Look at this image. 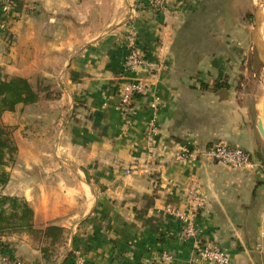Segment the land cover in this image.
Returning <instances> with one entry per match:
<instances>
[{
    "label": "crops",
    "instance_id": "crops-1",
    "mask_svg": "<svg viewBox=\"0 0 264 264\" xmlns=\"http://www.w3.org/2000/svg\"><path fill=\"white\" fill-rule=\"evenodd\" d=\"M240 5L166 0L156 11L148 0H13L0 29V72L39 78L57 96L41 94L2 114L5 125L22 119L29 134L23 173L2 193L29 204L36 229H63L52 264H71L69 256L74 264H154L163 251L173 254L172 264H203L195 246L206 242L232 264H264V138L255 113L264 86L249 78L255 37ZM132 41L154 70L123 73ZM132 78L146 90L125 115L114 106L119 86ZM155 95L159 135L147 144ZM215 144L247 151L255 167L233 169L199 155ZM51 146L54 154L44 153ZM184 150L196 159L181 161ZM190 192L206 206L196 216V238L183 241L167 209L187 207ZM2 244L23 264H46L27 233L0 237Z\"/></svg>",
    "mask_w": 264,
    "mask_h": 264
},
{
    "label": "built area",
    "instance_id": "built-area-1",
    "mask_svg": "<svg viewBox=\"0 0 264 264\" xmlns=\"http://www.w3.org/2000/svg\"><path fill=\"white\" fill-rule=\"evenodd\" d=\"M13 0H0V29L6 30V20L10 15ZM166 0H148L149 7L152 10H163ZM147 66L150 71L156 68V65L148 62L142 50L137 47L134 41L130 43L129 49L123 61V73L135 74L136 71ZM118 102L114 106L115 110L122 114H128L131 111L134 99L139 95H144L146 84L138 79L132 78L119 86ZM161 104V99L155 95L149 104L152 117L148 122L146 131L144 132V140L147 144H153L159 135L156 125V112ZM199 155L205 159L219 162L233 169H253L255 163L251 155L238 147H229L223 144H215L204 149ZM196 156L190 150H184L179 156L181 161L195 160ZM130 170H126L125 174H129ZM188 205L184 209L168 208L167 212L174 216L180 223V236L183 241L195 239L197 236L196 216L204 210L206 199L200 194L190 192L188 196ZM264 239V234H262ZM195 261L203 264H232L230 256L220 247L209 242L197 244L195 246ZM78 257V253H75ZM174 256L171 252L163 251L159 254L154 264H172ZM82 262V258L78 257V263ZM0 264H23L18 258L9 253L0 251Z\"/></svg>",
    "mask_w": 264,
    "mask_h": 264
},
{
    "label": "trees",
    "instance_id": "trees-1",
    "mask_svg": "<svg viewBox=\"0 0 264 264\" xmlns=\"http://www.w3.org/2000/svg\"><path fill=\"white\" fill-rule=\"evenodd\" d=\"M46 91L48 88L42 89L38 79L35 84H32L27 79L0 72V118L5 112H14L18 105L26 106L36 103L40 95ZM16 152L17 146L12 139L10 129L0 124V188H4L9 181L5 167L14 160ZM33 216L32 208L24 199L0 194V237L21 233L31 235L40 245L42 260L46 264H52L54 247L62 243L64 239L63 229L55 225L36 229ZM4 246L0 245V251L9 253L2 249ZM69 261L74 264V259L72 258L71 261L70 256L66 259V262Z\"/></svg>",
    "mask_w": 264,
    "mask_h": 264
},
{
    "label": "rangeland",
    "instance_id": "rangeland-1",
    "mask_svg": "<svg viewBox=\"0 0 264 264\" xmlns=\"http://www.w3.org/2000/svg\"><path fill=\"white\" fill-rule=\"evenodd\" d=\"M256 3H257V0H241V5L239 7L240 14H242L241 16L244 17L243 22H244L245 26H247L246 28H249V30H251L252 32H255V28H256L255 11L258 8ZM262 21L263 22H262V26H261V32H262V40L264 42V15H263ZM254 37H255V34H254ZM263 48H264V46H263ZM257 49L258 48L256 46V40L253 39L252 43H250L251 57H250V60H249L247 66H248V69L250 72L249 73L250 80L254 81L255 85H257V87L259 86V88H261V85L264 86V71H263L264 70V60H262L258 56L259 50H257ZM262 50H264V49H262ZM38 80H39V78H38ZM35 82H36L35 80L32 81V83H35ZM40 83H41L42 89L48 88V91L42 93V97L55 98L57 96L56 89L52 88L51 86H49L46 82L42 81L41 79H40ZM257 87H255V88H257ZM262 98H263V96H261L259 99L261 100ZM20 114L23 115V111H20ZM23 123H25V122L22 119L20 122L17 120V123L14 125H5V124L0 122V124L2 126H7L10 129L12 139L17 146V152L14 156V160L12 162L8 163L7 166L5 167V171L8 173L9 180L11 182H15L14 177L16 178V176L22 174L23 170H24V159H25L24 150L26 148L25 144L29 143V140H28L29 134L27 132V129L24 128ZM46 136L52 137L53 135L50 134V135H46ZM37 138H39V137H37ZM44 138H45V136H44ZM52 139H53V137H52ZM52 141L50 143H52ZM54 148H55L54 146H51V149L44 151V153H47L49 155H53L54 154ZM41 153H43V152H41ZM49 157H53V156H49ZM8 183H9V181H8ZM4 188H0V194H2V195H3L2 191ZM10 190H11V188L8 187V189H6V192L10 191ZM18 198H22V197H18Z\"/></svg>",
    "mask_w": 264,
    "mask_h": 264
},
{
    "label": "bare ground",
    "instance_id": "bare-ground-1",
    "mask_svg": "<svg viewBox=\"0 0 264 264\" xmlns=\"http://www.w3.org/2000/svg\"><path fill=\"white\" fill-rule=\"evenodd\" d=\"M257 9L255 11V20H256V28H255V40H256V43H258L256 46H257V50H259L258 52V56L264 60V55L261 53L262 52V49L263 46H264V42L262 40V32H261V26H262V19H263V13H264V0H257ZM259 45V46H258Z\"/></svg>",
    "mask_w": 264,
    "mask_h": 264
},
{
    "label": "water",
    "instance_id": "water-1",
    "mask_svg": "<svg viewBox=\"0 0 264 264\" xmlns=\"http://www.w3.org/2000/svg\"><path fill=\"white\" fill-rule=\"evenodd\" d=\"M256 33V31L254 32V34ZM263 55H264V50H262L261 52ZM258 99L259 98H255V102H256V117L258 119V124H257V127H258V130L260 132V134L262 135V137L264 138V128H263V118H264V106L261 104V105H258Z\"/></svg>",
    "mask_w": 264,
    "mask_h": 264
}]
</instances>
